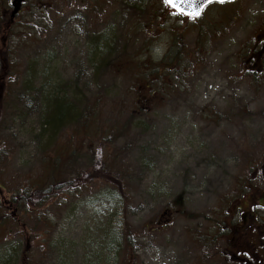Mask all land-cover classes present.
<instances>
[{"label":"rangeland","instance_id":"obj_1","mask_svg":"<svg viewBox=\"0 0 264 264\" xmlns=\"http://www.w3.org/2000/svg\"><path fill=\"white\" fill-rule=\"evenodd\" d=\"M10 2L0 0V12ZM30 4L15 29L29 23L38 38L17 51L31 69L21 70L2 129L10 149L0 178L15 195L55 150L73 164L47 207L12 210L3 191L13 220L0 227V264H19L25 249L28 264H125L127 226L134 264H218L228 240L219 255L208 247L228 207L264 195V55L261 71L243 66L264 41V0L212 4L196 21L163 0H42L45 13ZM159 68L169 69L155 83L167 84L164 95L140 87ZM42 85L76 111L92 106L89 127L69 125L52 142ZM137 99L145 113L133 111ZM127 122L112 138L109 129ZM107 163L111 174L100 170Z\"/></svg>","mask_w":264,"mask_h":264},{"label":"trees","instance_id":"obj_2","mask_svg":"<svg viewBox=\"0 0 264 264\" xmlns=\"http://www.w3.org/2000/svg\"><path fill=\"white\" fill-rule=\"evenodd\" d=\"M31 1L27 0L24 4V6H27L30 4ZM42 0H36V3H31L30 7H35L36 11H32V13H45L44 10H41ZM165 7V6H164ZM166 8V7H165ZM167 9V8H166ZM9 6L5 9V11L0 12V174L3 171V167L5 166L6 162L8 161L9 157V149L6 144L4 137L2 136L4 125L8 118V110L10 103L13 101L12 96H14L16 91V86L18 85L19 79L21 77V70L26 69L29 71L31 67H24L21 68L19 66L20 59L17 55V51L21 48L25 49L29 46V43H33L34 39H37V34H31V30L29 29L31 25L28 23L22 28V31L20 32L21 35L18 33V29H15V25H17L16 21H11L10 19V13H9ZM20 13L19 15H21ZM35 15V14H32ZM37 15V14H36ZM176 16V15H175ZM178 17V16H177ZM183 20H187L185 18H181ZM6 36V37H4ZM255 51V52H254ZM252 53V51L249 52V57L245 60V63L243 66H247L251 69H257V72L261 71L262 67V58H260V55H264L263 48L255 49ZM261 61V63H260ZM31 66V65H29ZM19 68V69H18ZM26 70H24L26 72ZM169 69H164L161 72V69L156 72L155 78H146L142 81L146 83H142L143 87L147 89V87L152 89V93L157 92L160 93L159 95H164L165 91L167 92L168 87H166V83L162 81L163 88L160 87L156 89L155 83L162 80L165 72H168ZM31 77V71L29 73ZM31 78H29L27 82L30 81ZM148 82V83H147ZM27 86L29 83L26 84ZM42 88H44V93L41 98H43L46 103L44 104V114L43 115L46 118V121L41 124L42 130L46 128L47 134L50 136L54 135V138L52 140L55 141L57 139V135L60 132H64V130H67L69 125H74L77 128L86 130L91 122V119L95 118L96 113L93 112L92 106H86L82 110L76 111V109L72 108V104L68 100L66 96H60V94L55 93L54 91L50 92L48 87L46 85H42ZM153 88L155 89L153 91ZM163 89L165 91H163ZM27 88L25 89V91ZM62 94V93H61ZM136 94L138 95V91H136ZM143 103L137 99L134 112H146ZM92 112H91V109ZM129 127V122L125 123L124 126L119 128H110L109 133H111L112 138L114 137V132L116 134L118 131L122 134L125 133V131ZM118 137V135H117ZM51 142V143H52ZM51 150H53V146H51ZM54 152V151H53ZM52 152V153H53ZM58 153H62L63 157H59ZM65 152L63 150L57 149L55 150V153L51 158H48L51 161L46 162V165L42 169V172L35 181L28 184V188L24 190V192H16L15 195H21L24 196V198H21L20 201H17L15 198L16 196L9 193L5 189L4 183L1 181L0 178V227L4 226L6 224L7 220H13V214L12 216L8 214L5 210V204L6 201L3 199V194L7 196H11V205L12 210L14 207H17L20 203L23 207V210L25 212V207L30 206L34 207H44L49 206L51 202H53L54 199H56V193H62L63 187H67L68 185H65V180L67 173L69 172V167L73 164L72 155L66 157ZM100 157V156H99ZM115 160V161H114ZM113 161V167L114 169L119 166L117 165L116 159ZM110 168V165L107 163V165H102L100 170L101 172H107ZM105 169V170H104ZM119 173L120 170H118ZM108 174H111L109 171ZM80 174L78 175V177ZM64 185V186H63ZM4 191V192H3ZM178 203L180 204L181 198H178ZM49 204V205H48ZM46 206V207H47ZM13 212V211H12ZM3 213V215H2ZM223 219V218H222ZM221 219V220H222ZM19 220L22 222V224L26 223L22 217H19ZM134 230L132 227L127 226L125 229V232L123 233V239L122 243H119L118 250L121 251L124 254L123 262L125 264H134V260L136 261V258L132 256L131 254H135V251L131 250L130 247L134 246ZM27 248V246H26ZM20 263L19 264H28L30 261V254L28 250H24L23 253L20 256Z\"/></svg>","mask_w":264,"mask_h":264},{"label":"flooded vegetation","instance_id":"obj_3","mask_svg":"<svg viewBox=\"0 0 264 264\" xmlns=\"http://www.w3.org/2000/svg\"><path fill=\"white\" fill-rule=\"evenodd\" d=\"M258 38L264 46L262 36ZM222 222L224 230H216L215 240L208 247L209 251L219 255L214 248L224 238L228 240L218 264H264V195H243L235 205L228 207ZM167 223L169 220L164 221L165 225Z\"/></svg>","mask_w":264,"mask_h":264},{"label":"water","instance_id":"obj_4","mask_svg":"<svg viewBox=\"0 0 264 264\" xmlns=\"http://www.w3.org/2000/svg\"><path fill=\"white\" fill-rule=\"evenodd\" d=\"M231 0H196V6L200 7V15L198 16H189L186 13L192 11V7L189 5V3L187 2V0H174L173 4H169L166 2V0H164L165 4L171 8L172 10H174L177 14L184 16V17H188L191 19H195L198 18L202 15L204 9L212 4V3H225ZM24 2V0H13L12 5L15 7L14 11L11 14V19H14V17L16 16V14L19 13L20 9H21V5ZM179 5V6H176ZM181 8L184 9V13H181Z\"/></svg>","mask_w":264,"mask_h":264},{"label":"snow or ice","instance_id":"obj_5","mask_svg":"<svg viewBox=\"0 0 264 264\" xmlns=\"http://www.w3.org/2000/svg\"><path fill=\"white\" fill-rule=\"evenodd\" d=\"M167 3L169 4H173L174 0H166ZM187 2L189 3V5L192 7V11L187 12L186 14L189 16H198L200 15V7L196 6V0H187ZM179 6V5H176ZM181 13H184V9L181 8Z\"/></svg>","mask_w":264,"mask_h":264}]
</instances>
